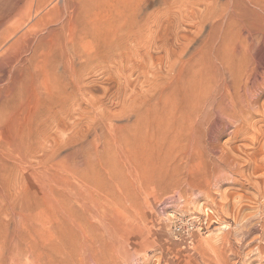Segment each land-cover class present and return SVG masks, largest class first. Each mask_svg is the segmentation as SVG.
<instances>
[{
	"label": "rangeland",
	"instance_id": "obj_1",
	"mask_svg": "<svg viewBox=\"0 0 264 264\" xmlns=\"http://www.w3.org/2000/svg\"><path fill=\"white\" fill-rule=\"evenodd\" d=\"M168 2L175 0H0L2 7L15 6L11 19L0 26V63L7 66L12 58L13 65L18 64L16 72L22 74L12 95L0 98V256L21 236L26 241L18 255L21 264H31L25 248L32 241L39 245L38 252L43 249L49 264H63L69 256L75 259L84 242V249L103 250L99 254L118 251L126 258L120 264H210L214 256L225 253L233 261L229 243L244 246L238 249L245 256L246 242L263 236L264 197L259 188L264 190L263 178L252 175L248 165L247 169V154L232 149L239 164L234 161L227 167L219 154L203 152L206 128L199 125L193 152L181 141L185 110L179 94L194 93L202 83L204 72L193 69L197 57L193 43L197 47L202 41L200 35L192 37L194 20L187 17L193 15L192 5L188 3L189 9L175 3L181 7L174 6L172 10H178L173 16ZM200 7L203 11L204 5ZM160 16L168 26L158 37L155 23ZM172 17L182 27L172 23ZM9 32L14 35L4 40ZM70 74H75L74 80ZM212 132L227 149L230 132L220 124ZM253 134L243 131V141L237 144L246 141L252 146ZM41 179L49 187L47 201ZM71 186L80 196L68 205L65 191ZM78 225L81 230L75 228ZM246 229L248 239L239 242ZM34 243L30 245L35 247ZM258 243L253 240L249 247ZM15 250L10 255L15 256ZM4 254L11 264V256Z\"/></svg>",
	"mask_w": 264,
	"mask_h": 264
},
{
	"label": "bare ground",
	"instance_id": "obj_2",
	"mask_svg": "<svg viewBox=\"0 0 264 264\" xmlns=\"http://www.w3.org/2000/svg\"><path fill=\"white\" fill-rule=\"evenodd\" d=\"M19 1H21V0H19ZM184 1L185 0H175L174 4H172V3L170 4L168 2V7H170L169 8L170 9L169 14H172L173 16H175L176 11L178 10L177 7L180 6V4L179 5L177 4L178 5L177 6L175 3L181 2L183 5H185L184 7H186V8H188L190 4L192 5V6L190 5L192 8L189 7V9L191 8L193 10V15L192 16L189 15L190 12H187L189 14L186 13L187 15H189L187 17L193 18V20H194V27L193 28H195L196 30L194 31L195 36H192V37L197 38L198 35H200L201 37L200 36L199 37L201 39H199L198 41H200V40L202 41L200 45H199L200 42L197 43L199 46L197 45L198 49H196L197 48V47H195L196 44L194 45V43H193V41L195 39L192 41L193 38H190L191 42L193 43V46H194L193 48H195L196 51L194 49L193 50L195 51L196 56H197L194 60L195 62H193V64H194L193 69H194V72L203 71L204 73H203L202 83L200 85H198L197 91H194V93H193V91H191V90H183L179 94V98H180V102H181L180 108L182 111L185 110V112L183 114L184 125L182 127L181 136H180V138L182 137L181 141H184V143H186V144H184L187 147L186 150H188L189 152H193L195 150L196 135H197V133H196L197 128H195V127L197 125H199L201 127L204 126L206 128V141H205V144L203 146V152L205 151V152L212 154V155L213 154L214 155L219 154V158H220L221 162L224 165H227V167H228V165H231L232 163L234 164V161H235L234 157H232V151H231L232 149L234 150V148H235V149H238V150L246 153L247 154L246 159L248 160V161H246L247 162L246 167H247V165L250 167L252 175L256 174V173H257V175L259 174L260 177L263 178V184H264V0H186V2H184ZM171 2H173V1H171ZM186 3H187V5L189 3V5L186 6ZM0 5H3V4H0ZM175 5L177 6V7H175L177 10L174 12L173 8ZM200 5L201 6L204 5L203 11H201L199 9ZM69 6L67 9H70ZM7 7L8 6H5V7L0 6V26L5 24L7 22L6 20H8L10 15L14 13V10L12 11V8H14L15 6L10 7V8H7ZM16 7H17V5H16ZM184 7H182V8H184ZM182 8H181V11L184 12L185 9L182 10ZM181 11H180V13H181ZM188 11H191V10H188ZM74 12H75V10H74ZM167 12H168V10H167ZM185 12H186V10H185ZM184 14H181V15H184ZM67 16H69V15H67ZM167 16H168V14H167ZM56 17H58V16H56ZM76 18H77V16H76ZM179 18H180V15H179ZM190 18H188V19L191 20ZM10 19H11V17H10ZM60 19L62 20V18H60ZM71 19H70V21H71ZM145 19H148L147 16ZM162 19L163 18H161V16L157 17V19H156L155 24H156L157 29H158L157 35H158L159 31L160 32L162 30L165 31V27L168 26V24L165 22L166 20L163 21ZM165 19H167V17ZM168 19H167V21L170 22V20H168ZM183 19L184 18L182 16L181 20H183ZM58 20H59V17H58ZM58 20H55V22H57ZM153 20H155V19H153ZM64 21H65V19H64ZM66 21H67V19H66ZM171 21L174 24L179 23V25H180V23H181L179 21V19H178V21L175 20V17H172ZM184 21L185 20H183L182 22L184 23ZM186 21H185V23H186ZM189 22H187V23H189ZM49 24L51 25V22ZM206 25L208 26V28L205 29V31H203V29ZM43 26H45V25L43 24ZM169 26H171V25H169ZM180 26L182 27V25H180ZM51 28H52V25L50 26V29ZM169 29H170V27H169ZM179 29H180V27H179ZM36 30L37 29H35L33 31L37 32ZM52 30H55V29L52 28ZM190 30H193V29L190 28ZM30 31L32 32L31 29L29 30V32ZM164 31H163V33H164ZM27 32H28V30H27ZM39 32L41 33V31H39ZM46 33H48V31H46ZM176 34H177V32H176ZM13 35H14L13 32H9L7 35L4 36L3 39L6 40L10 36H13ZM190 35H189V37H191ZM27 36L28 35H26V37ZM53 36H54V33H53ZM37 37H38V35H37ZM158 37H161V35H158ZM187 37H188V35H187ZM21 38H25V37H21ZM178 39L180 41L179 36H178ZM178 39H176V40H178ZM25 40H26V38H25ZM69 40L71 41V39H69ZM27 42L29 43L28 40H27ZM31 42H32V40H31ZM33 42H32V44H34ZM194 42L196 43V40ZM35 43H37V42H35ZM166 43H168V42H166ZM32 44H30V45H32ZM27 45H29V44H26L25 46H27ZM13 46H15V45L13 44ZM13 46H11V48H14ZM21 47H23V46H21ZM27 49H28V47H27ZM24 50H26V49H24ZM30 50H31V46H30ZM109 50H111V49H109ZM166 50H167V48H166ZM171 50H172V48H171ZM178 50H180L182 52L181 49H178ZM190 50H188V51H190ZM27 51H23V52L26 53ZM173 51H175V50H173ZM177 53L179 54L178 51H177ZM188 53H186V54H188ZM10 54H12V53H10ZM13 54L15 55V53H13ZM126 55H127V53H126ZM176 55L174 54L172 56H176ZM24 56H25V54H24ZM101 56H104V55H101ZM122 56H123V54H122ZM10 57H13V55ZM17 57H19V56H17ZM117 57H120V56H117ZM0 58L3 59L2 56ZM181 58H182V56H181ZM181 58H179V59H181ZM70 59L72 61L73 58H70ZM170 59H171V57H170ZM174 59L176 61L175 57H174ZM11 60H12V58H11ZM11 60H8V61L6 60L7 63H5V64H7V66L3 65V63H0V84H1V86H0V98L1 97L2 98L3 97H9L10 95H12L13 90L17 87V85H16L17 81H18L17 79L20 75H22L21 73H19V74L17 73L19 70L16 72V68H18V66H17L18 64H16L14 61V63L17 66L15 68L14 67L15 64L13 65V61H11ZM22 61L25 62V64H24V66H25L27 64V62L24 59ZM177 61H179V60H177ZM2 62H3V60H2ZM16 62L18 63V60ZM169 62H171V61H169ZM189 62H187V63H189ZM71 63L73 64V61ZM177 63H180V62H177ZM187 63H185V64H187ZM73 65H75V64H73ZM24 66H22V67H24ZM63 66L64 65H62V71L64 70ZM172 66H175V65H172ZM72 67H74V66L71 65V68ZM26 68H27V66H26ZM179 68H180V65H179ZM21 70L23 71V68H21ZM59 70H60V68H59ZM72 70L75 71V69H72ZM173 72H174V70H173ZM180 72H182V71H180ZM69 73H71V72H69ZM73 73H76V72H73ZM65 75H66V73H65ZM177 75H179V74H177ZM73 76L72 75L70 76L71 80H74ZM22 77H25V74ZM72 77H73V79H72ZM22 81H25V79H23ZM77 81H78V79H77ZM77 81H75V82H77ZM75 82H74V84H76ZM77 83L79 84V82H77ZM78 84H76V85L79 87L80 84L79 85ZM77 89H79V88H77ZM218 124L222 125L227 131L230 132L229 135L231 137L228 138V144L229 145L227 146L228 147L227 149L225 148L226 150L223 148L224 146L222 147L218 143L216 135L212 132V127L214 125H218ZM249 130H252L254 133L252 135V138L250 137L252 139V146H249L246 141L243 142V144L240 143L238 145L237 144L238 142L243 141V139L241 138L242 132L243 131L247 132ZM171 132H173V131H171ZM167 133H166V135H167ZM165 139H166V137H165ZM167 139H168V137H167ZM171 147H173V144H171ZM81 148H82V146H81ZM98 148H99V145H98ZM230 151H231V153H230ZM236 160H238V162H240L239 159H236ZM236 162L237 161H235V165L239 164V163L236 164ZM241 166H244V165H241ZM233 167H235V166H233ZM249 167H247V169ZM237 170H238V168H237ZM259 171H261V173H258ZM249 173L250 172H248L247 174L249 175ZM256 178H259V176ZM249 179H250V177H249ZM41 180H42L41 181V188H42L41 193H42L43 199L47 201L49 199V187H48V184L45 182V180H43V179H41ZM257 180H259V182H260L261 179H257ZM255 181H256V179L254 180V182ZM255 183L258 184V181ZM256 184H254V186ZM263 184H262V186L264 187ZM256 186L254 188H256ZM71 188H73V187L71 186L70 190H68V192H66L67 190L65 191L66 202L67 201L70 202L69 204H71V202L73 203L74 198L79 195L77 192H74L73 190H71ZM259 188H260L261 192L263 191L262 194L264 197V190L261 189L262 187H259ZM259 188H258V191H260ZM77 190L79 191L80 189L77 188ZM260 193L258 196H260ZM90 194L93 195L92 193H90ZM84 200H83V203H84ZM90 201H86V202H88V203H86V205L91 203ZM94 201H92V202H94ZM68 202L66 204H68ZM76 202H77V200H76ZM95 203L98 204L97 200L94 202V204ZM257 203H260V202H257ZM92 204L93 203L89 204V205H91L90 207H92L94 205V204L93 205ZM263 204H264V202H263ZM73 205H75V204H73ZM89 205H88V207H89ZM81 206H82V204H81ZM85 206H84V208L88 209L87 206L86 207ZM69 207L74 208L72 206H69ZM76 207L79 208L78 204ZM78 208H76V209H78ZM84 208L82 207V209L81 208L80 209L85 210ZM89 209H88V211H91V209L90 210ZM94 209H95V207L93 208V210ZM97 209H98V207H97ZM74 210H75V208H74ZM88 211H87V214L90 213ZM77 212H78L77 214H80L79 212H81V211H77ZM82 213H84V212L82 211ZM92 214H94V213L92 212ZM80 215L82 216V214H80ZM242 216H243V214H242ZM78 217H79V215H78ZM82 217H85V216H82ZM78 220L80 221V218ZM72 221L73 222L75 221L74 223L77 222L76 220H72ZM69 222H70V220H69ZM236 222H238L237 218H236ZM240 222H241V219H240ZM89 223H91V222H89ZM73 224H71V225L74 226ZM85 224H86V222H85ZM75 225H77V224H75ZM87 225H89V224L87 223ZM87 225H86V227H87ZM79 226H81V225H78L75 228H77L78 230H81V227L78 228ZM93 226H92V228L94 229ZM89 227H91V226H89ZM241 227L243 229V226H240L239 230L241 229ZM260 227L264 232V220L260 224ZM83 228H84V226L82 227V229ZM105 228L107 229V227H105ZM85 229H83V230L85 231V234H86L87 229L86 230ZM93 229H90L92 231V232L90 231L91 233H93ZM94 231H96V230H94ZM87 232L90 233L89 230ZM108 232H109V230H108ZM111 232L112 231H110L109 234ZM236 232H237V230H236ZM80 233H82V231H80ZM113 233H115V232H113ZM85 234L83 233V235H85ZM232 234L233 233L231 232V236H232ZM235 234H237V233H235ZM240 234H237V235L239 236ZM249 234H250V230H247V229H246V231L242 232V234H241L242 236L240 235L241 239H239L240 240L239 242H241V240L246 241V238L249 236ZM15 235H17V234H15ZM237 235H236V237H237ZM227 236H229V235H227ZM13 237H14V235H13ZM81 237H83V236H81ZM88 237H90V235ZM94 237H96V236H94ZM98 237H99V235H98ZM226 237H225L224 241L226 240ZM21 239H22L21 236H19L16 238V240L13 239L14 241H11V242L9 241L10 242L9 246H7V243H6L7 248H5V249H7V250L3 249L5 246L2 245L3 246L2 249L4 251H2L3 254L0 256V264H9L6 260L7 258L5 259L4 252L6 254L8 253L10 255L13 251V248L16 249L15 251H17V253L14 252L16 254L15 256L10 255L11 257H9V258H10V261L12 262L11 264H21L19 261L18 255L21 254L20 253L21 252L20 251L21 250V244L23 243L22 245H23V247H25L24 243L26 242V241H23V239L22 240ZM94 239L97 240V238H94ZM111 239H112V237H111ZM231 239H232V237H231ZM89 240H92V239H89ZM98 240H99V238H98ZM251 240H252V243H253V240H256V241L259 240V243L257 244L256 247H253V246H252L253 248L249 247L250 245H252ZM251 240L250 241L248 240L245 244V246L248 249V251L246 253H244L245 256H243L242 251L239 250L240 248L238 249V247L240 246V244L238 242H237L239 245L238 247H237V245L234 246L233 243H229L230 245L227 248V250L231 252V255H233V259H232L233 261H230L228 259V257L226 258L227 254L225 253L226 255L225 254L224 255L219 254V255H221L220 257L214 256L215 258L212 261V263H210V262L209 263L210 264H238V263L239 264H253L252 261H254L258 258L256 260V261H259L257 264H264V234L262 237H259L258 239H256V237H255V239H251ZM30 241H32V240H30ZM245 241H244V243H245ZM230 242H232V240ZM30 243H34V242L32 241V242L27 243L26 248H25L26 251L24 250L26 253H28L32 257V260L30 263L31 264H49V263L45 262V261H47V259L45 260V257L43 256V254H45L42 251L43 249L41 250L40 249L41 247H40L39 250H41V251L38 252L37 247L39 245L36 247V244L34 243V245H35V247H34L33 245H30ZM84 243H83V245L85 247ZM151 243H152V241H151ZM254 243H255V241H254ZM88 244L89 243H87V246H88ZM242 244L243 243H241V245ZM144 245H145V243H144ZM90 246H89V248H90ZM84 247L82 249L83 251L81 250V252L80 251L77 252V254L74 256L75 259H73V257L69 256L70 261H67V259H65L64 260L65 263H63V264H120L119 262L124 263L126 260L125 257L124 258L121 257L120 253L119 254L117 253L118 251L114 252L113 249H110L113 252H110L108 254L107 253L106 254H104V253L99 254L98 252H101L103 250L99 251L97 249L98 247L96 248L98 251H95L96 249H94V248H91L88 250V247H87V249H84ZM145 247H144V249H145ZM240 247L242 248L244 246H240ZM114 248H116V247H114ZM99 249H100V247H99ZM227 250L225 249V251H227ZM220 251H222V250H220ZM106 252H108V251H106ZM144 253H145V251H144ZM146 255H147V253H146ZM144 257H145V254H144ZM21 258H22V256H21ZM42 258H43L45 263L43 262V260H41ZM212 258H213V256H212Z\"/></svg>",
	"mask_w": 264,
	"mask_h": 264
}]
</instances>
